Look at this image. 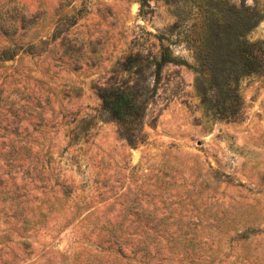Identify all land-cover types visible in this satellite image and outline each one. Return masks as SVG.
<instances>
[{
    "label": "rangeland",
    "instance_id": "374dc122",
    "mask_svg": "<svg viewBox=\"0 0 264 264\" xmlns=\"http://www.w3.org/2000/svg\"><path fill=\"white\" fill-rule=\"evenodd\" d=\"M240 6L0 0V264H264V71L230 67ZM122 92L119 117L103 95Z\"/></svg>",
    "mask_w": 264,
    "mask_h": 264
},
{
    "label": "trees",
    "instance_id": "16d2710c",
    "mask_svg": "<svg viewBox=\"0 0 264 264\" xmlns=\"http://www.w3.org/2000/svg\"><path fill=\"white\" fill-rule=\"evenodd\" d=\"M240 8L233 7V23L230 30L233 34V39L228 40L227 47L230 49L227 52V56H230L232 69L236 74L243 73L263 72L264 71V52L259 53L260 49L256 47L254 43L244 42L240 40L245 33H248L253 27H255L262 17V13L255 7L247 5L245 6V0H240ZM246 55V58L241 63L240 56ZM163 61H170V57L167 52L163 53ZM160 65V63H159ZM244 70H241V68ZM161 67H157V71L160 74ZM104 102L107 108L116 116H123V107L128 104L129 99L124 96V93H117V95H103ZM123 103V104H121ZM126 110V109H125Z\"/></svg>",
    "mask_w": 264,
    "mask_h": 264
}]
</instances>
